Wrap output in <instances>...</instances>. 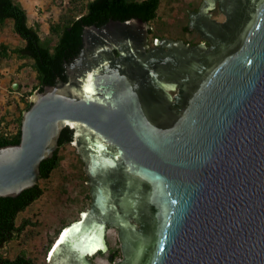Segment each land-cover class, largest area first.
<instances>
[{
  "label": "water",
  "instance_id": "obj_1",
  "mask_svg": "<svg viewBox=\"0 0 264 264\" xmlns=\"http://www.w3.org/2000/svg\"><path fill=\"white\" fill-rule=\"evenodd\" d=\"M188 28L209 44L151 46L135 18L87 26L68 81L0 147V198L16 197L73 131L92 203L46 264H97L110 228L118 264H264V0H203Z\"/></svg>",
  "mask_w": 264,
  "mask_h": 264
},
{
  "label": "rangeland",
  "instance_id": "obj_2",
  "mask_svg": "<svg viewBox=\"0 0 264 264\" xmlns=\"http://www.w3.org/2000/svg\"><path fill=\"white\" fill-rule=\"evenodd\" d=\"M21 3L28 15V25L37 28L43 40L52 37L51 29L82 8L88 0H15ZM203 0H162L158 17L150 23L153 31L161 38H183L191 46L208 43L195 31H185L189 25L191 11H197ZM190 11V12H189ZM212 17L220 22L225 21V15L217 7L211 12ZM63 17L64 20L62 19ZM153 36V35H152ZM150 36V44L151 37ZM153 46L156 39H153ZM57 41L53 36L52 45ZM9 45L11 49L23 46L24 42L14 32L12 21L8 20L0 26V44ZM40 92L37 74L32 67V61L17 57L0 58V119L2 130L7 134L17 132L18 119L27 110L35 94ZM63 157L51 177L38 181L43 189V195L26 211L19 214L17 223L30 219L35 225L28 226L16 240L6 244L2 253L14 258L24 250L28 256L40 264H46L48 247L59 231L78 221L82 212L89 209L92 203L89 178L85 173V164L77 150L71 144L59 147ZM107 243L109 251L92 256L97 264H118L123 259L121 243L116 229H108ZM113 255V260H110Z\"/></svg>",
  "mask_w": 264,
  "mask_h": 264
},
{
  "label": "trees",
  "instance_id": "obj_3",
  "mask_svg": "<svg viewBox=\"0 0 264 264\" xmlns=\"http://www.w3.org/2000/svg\"><path fill=\"white\" fill-rule=\"evenodd\" d=\"M161 2L162 0H88L82 8H76L66 20H64L66 17H63V24L54 25L51 29L52 37L43 40L38 29L28 25V15L21 3L15 0H0V26H4L8 20L12 21L14 32L24 42L23 46L13 49L1 43L0 58H9L15 54L17 57L30 59L37 74L40 91H43L46 86L68 81L65 65L71 63L81 51L83 34L87 26L101 27L110 20L126 21L133 18L150 24L157 19ZM184 30L189 29L185 27ZM53 36L57 37L54 45ZM150 36L151 44L154 38L162 37L157 36L152 27L149 29ZM30 106L31 103L27 105V109ZM3 118L0 119V147L19 144L22 135V115L18 119L17 132L12 134L2 130ZM72 138L73 131L69 128L64 129L59 140L60 147L70 144ZM62 158L57 150L53 157L42 161L39 180L50 178ZM42 195L43 189L37 184L16 197L0 198V264H40L24 250L10 258L2 253V249L9 242L18 239L28 226L35 225L30 219H24L18 224L17 219L19 214L26 211ZM52 244L53 242L48 249Z\"/></svg>",
  "mask_w": 264,
  "mask_h": 264
},
{
  "label": "bare ground",
  "instance_id": "obj_4",
  "mask_svg": "<svg viewBox=\"0 0 264 264\" xmlns=\"http://www.w3.org/2000/svg\"><path fill=\"white\" fill-rule=\"evenodd\" d=\"M75 224H77V223H74L72 226H74ZM69 225H71V224H69ZM69 225H68V226H69ZM68 226H66V228H63V229H62V231L60 232L59 236H57V238H56V240L54 241L53 245H52L51 248L49 249V251H50V250L52 249V247H54L53 250H52V252H51V254H50V256H49V258L52 259L53 255H54V253H55L57 247L59 246L60 242L62 241L64 235H65L66 232L72 227V226H71V227L68 228ZM48 253H49V252H48ZM47 255H48V254H47Z\"/></svg>",
  "mask_w": 264,
  "mask_h": 264
},
{
  "label": "flooded vegetation",
  "instance_id": "obj_5",
  "mask_svg": "<svg viewBox=\"0 0 264 264\" xmlns=\"http://www.w3.org/2000/svg\"><path fill=\"white\" fill-rule=\"evenodd\" d=\"M219 8V7H218ZM198 11V10H197ZM189 29V28H188ZM188 31H190V30H188ZM187 31V32H188ZM172 39V38H171ZM173 40H176V41H178V40H182V41H184L185 42V40L183 39V38H177V39H173ZM207 42V41H206ZM187 45H189V46H191L189 43H187V42H185ZM208 43V42H207ZM209 44V43H208ZM71 144V143H70ZM61 232V231H60ZM60 234V233H59ZM59 234H58V236H59Z\"/></svg>",
  "mask_w": 264,
  "mask_h": 264
},
{
  "label": "clouds",
  "instance_id": "obj_6",
  "mask_svg": "<svg viewBox=\"0 0 264 264\" xmlns=\"http://www.w3.org/2000/svg\"><path fill=\"white\" fill-rule=\"evenodd\" d=\"M56 238H57V237H56ZM56 238H55V240H56ZM55 240H54V241H55ZM53 243H54V242H53ZM52 245H53V244H52ZM50 248H51V247H50ZM50 248H49V249H50ZM49 249H48V250H49ZM47 254H48V253H47ZM46 258H47V257H46Z\"/></svg>",
  "mask_w": 264,
  "mask_h": 264
},
{
  "label": "built area",
  "instance_id": "obj_7",
  "mask_svg": "<svg viewBox=\"0 0 264 264\" xmlns=\"http://www.w3.org/2000/svg\"><path fill=\"white\" fill-rule=\"evenodd\" d=\"M156 41H157V39H156ZM156 41H155V43H156ZM49 253H50V251H49ZM47 259V258H46Z\"/></svg>",
  "mask_w": 264,
  "mask_h": 264
},
{
  "label": "crops",
  "instance_id": "obj_8",
  "mask_svg": "<svg viewBox=\"0 0 264 264\" xmlns=\"http://www.w3.org/2000/svg\"><path fill=\"white\" fill-rule=\"evenodd\" d=\"M52 246V245H51Z\"/></svg>",
  "mask_w": 264,
  "mask_h": 264
}]
</instances>
